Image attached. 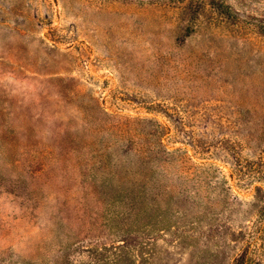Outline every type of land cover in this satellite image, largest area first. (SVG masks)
Segmentation results:
<instances>
[{
    "label": "rangeland",
    "instance_id": "obj_1",
    "mask_svg": "<svg viewBox=\"0 0 264 264\" xmlns=\"http://www.w3.org/2000/svg\"><path fill=\"white\" fill-rule=\"evenodd\" d=\"M241 256L264 264V0H0V264Z\"/></svg>",
    "mask_w": 264,
    "mask_h": 264
},
{
    "label": "trees",
    "instance_id": "obj_2",
    "mask_svg": "<svg viewBox=\"0 0 264 264\" xmlns=\"http://www.w3.org/2000/svg\"><path fill=\"white\" fill-rule=\"evenodd\" d=\"M240 261H241V262H245V264L248 262V260L246 261V259H245L244 257H242V256H241V257L239 258V260L237 261V264H238ZM247 264H248V263H247Z\"/></svg>",
    "mask_w": 264,
    "mask_h": 264
}]
</instances>
